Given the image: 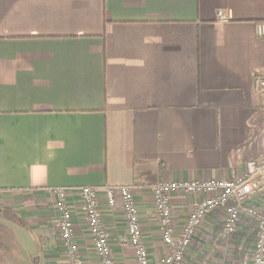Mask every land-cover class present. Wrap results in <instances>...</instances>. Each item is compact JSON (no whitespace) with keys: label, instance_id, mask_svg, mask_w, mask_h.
<instances>
[{"label":"crops","instance_id":"0c3cea01","mask_svg":"<svg viewBox=\"0 0 264 264\" xmlns=\"http://www.w3.org/2000/svg\"><path fill=\"white\" fill-rule=\"evenodd\" d=\"M263 21L264 0H0V264H64L56 188L82 264H99L82 187L130 186L150 259L167 255L149 187L233 180L264 157ZM203 198L171 195L177 230ZM100 203L115 263L135 264L120 205ZM223 219L182 264H217L226 240L251 264L255 222L229 238Z\"/></svg>","mask_w":264,"mask_h":264},{"label":"built area","instance_id":"2783aa9c","mask_svg":"<svg viewBox=\"0 0 264 264\" xmlns=\"http://www.w3.org/2000/svg\"><path fill=\"white\" fill-rule=\"evenodd\" d=\"M218 18L224 21L219 13ZM254 34L264 39V21L254 24ZM253 92L264 102V75L256 74L252 81ZM82 204V211L93 252L99 264H116L103 225V208L100 195L109 209L120 205L124 215L127 243L133 250L135 264H182L197 231L204 219L214 211L224 215L223 233L233 238L237 234L242 216L255 222L254 244L251 264H264V157L247 163L245 173L229 181H170L160 182L149 187L154 210L161 231V242L169 253L158 261H152L144 244L137 206L130 186L103 188L82 187L75 190ZM54 208L58 213V235L64 249L67 264H82L73 233L72 205L68 202L70 190L56 188ZM204 195L194 210L187 216L179 230L175 227L171 195ZM250 201L251 205L246 202Z\"/></svg>","mask_w":264,"mask_h":264},{"label":"rangeland","instance_id":"374dc122","mask_svg":"<svg viewBox=\"0 0 264 264\" xmlns=\"http://www.w3.org/2000/svg\"><path fill=\"white\" fill-rule=\"evenodd\" d=\"M222 252V259L217 264H249V258L246 260H240V256L237 254L236 247L233 244V241L226 240L222 247L219 249ZM240 260V262H239ZM64 264L67 262V258H63Z\"/></svg>","mask_w":264,"mask_h":264}]
</instances>
